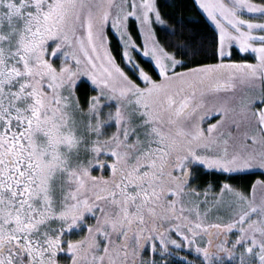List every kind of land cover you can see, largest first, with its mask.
Wrapping results in <instances>:
<instances>
[{
	"label": "snow or ice",
	"instance_id": "1",
	"mask_svg": "<svg viewBox=\"0 0 264 264\" xmlns=\"http://www.w3.org/2000/svg\"><path fill=\"white\" fill-rule=\"evenodd\" d=\"M191 3L0 0V264H264V0Z\"/></svg>",
	"mask_w": 264,
	"mask_h": 264
},
{
	"label": "trees",
	"instance_id": "2",
	"mask_svg": "<svg viewBox=\"0 0 264 264\" xmlns=\"http://www.w3.org/2000/svg\"><path fill=\"white\" fill-rule=\"evenodd\" d=\"M185 2L187 4V8L185 9V15L197 17L198 13L196 9L193 7L191 0H185Z\"/></svg>",
	"mask_w": 264,
	"mask_h": 264
},
{
	"label": "rangeland",
	"instance_id": "3",
	"mask_svg": "<svg viewBox=\"0 0 264 264\" xmlns=\"http://www.w3.org/2000/svg\"><path fill=\"white\" fill-rule=\"evenodd\" d=\"M233 51H234V57L239 58V55H238V53L236 52V50L234 49Z\"/></svg>",
	"mask_w": 264,
	"mask_h": 264
}]
</instances>
